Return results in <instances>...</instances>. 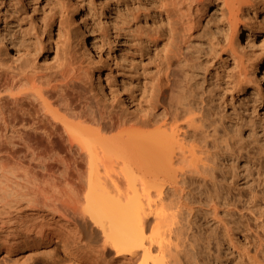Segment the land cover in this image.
Here are the masks:
<instances>
[{"label":"bare ground","instance_id":"6f19581e","mask_svg":"<svg viewBox=\"0 0 264 264\" xmlns=\"http://www.w3.org/2000/svg\"><path fill=\"white\" fill-rule=\"evenodd\" d=\"M261 1L244 8L239 0H162L164 63L140 97L126 87L107 92L111 76L102 75L106 65L95 63L86 43L102 56L103 42L83 18L81 33H72L78 0L71 15L59 1L65 48L51 70L38 65L42 42L31 48L0 34V51L12 44L18 52L15 65L6 58L0 68V250L15 252L37 237L88 264L219 257L221 236L230 243L237 237L238 223L220 217L230 206L220 169L236 157L230 143L221 148L209 139L210 127L224 125V100L200 72L204 54L220 55L227 40L230 46L233 29L239 43L246 32L244 48L253 49L233 86L244 90L250 73L262 71L264 46L251 33ZM213 16L224 44L207 27ZM197 35L211 36L207 46L194 44Z\"/></svg>","mask_w":264,"mask_h":264},{"label":"rangeland","instance_id":"374dc122","mask_svg":"<svg viewBox=\"0 0 264 264\" xmlns=\"http://www.w3.org/2000/svg\"><path fill=\"white\" fill-rule=\"evenodd\" d=\"M59 1L69 6L71 15L73 0H0V34L17 38L31 48L38 40L42 42L43 51L38 57V65L45 70H51L57 64V55L62 56L65 48L60 31ZM78 1L81 2V10L78 15H71L72 33L74 36L81 33L77 27L83 23V18L103 42L101 56L93 49L91 42L86 41L95 63L106 65L102 75L108 73L111 76L107 92H111L110 87L122 90L126 87L128 93L142 96L164 63L162 0ZM250 1L239 0L244 8ZM257 12L258 22L251 33L256 43L264 46V2L259 4ZM238 15L237 20L243 21V15L240 12ZM73 18L78 22H74ZM207 27L224 44L223 34L218 30L220 24L214 16ZM236 35L237 31L233 29L230 46L227 40L220 55L204 54V66L200 72L206 83L214 87L224 100L221 107L224 125H219L217 131L210 127L209 139L221 148L230 143L231 152L236 157L234 164L230 158L223 159L226 165L220 169V180L228 192L225 202L230 203L220 215L221 223L233 220L238 223L234 229L237 232L236 240L230 243L221 236L220 256L207 255L204 264H264V257L253 261V256L264 252V67L257 73L251 71L247 86L237 91L233 83L239 79L245 65L244 59L253 57L249 54V50L253 49L250 46L244 48L246 32L239 35L240 43ZM156 37L158 41L155 42L153 39ZM208 37L211 36L197 35L194 44L201 45L202 49L203 45L207 46ZM17 56L18 52L12 44L7 53L1 50L0 68L3 65L1 61L6 58L7 64H16ZM259 82L262 83L260 94L257 91ZM105 84H108L107 81ZM27 185L31 187L33 184ZM200 222L204 229L206 217L201 218ZM209 223L221 234L220 223L212 219ZM97 232L95 235L100 236V231ZM86 233L89 235V230ZM54 245L50 246L34 237L30 244H23L15 252L6 254L0 250V264H88L86 256H77L65 250L60 243ZM114 254V250H109L107 259L111 260Z\"/></svg>","mask_w":264,"mask_h":264}]
</instances>
